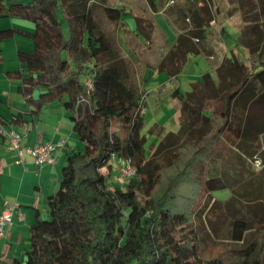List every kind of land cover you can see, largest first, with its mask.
<instances>
[{
	"label": "trees",
	"instance_id": "16d2710c",
	"mask_svg": "<svg viewBox=\"0 0 264 264\" xmlns=\"http://www.w3.org/2000/svg\"><path fill=\"white\" fill-rule=\"evenodd\" d=\"M147 1L155 12L163 10ZM182 2L192 24L157 65L170 76L182 70L189 53L199 52L192 38L203 39L211 19L207 3ZM246 3L237 44L255 63L226 57L215 77L201 75L196 91L176 87L185 149L164 148L160 141L162 152L145 159L143 90L124 80L119 54L94 16L97 6L119 21L123 9L106 0H0V17L32 24L31 31L0 29V39L18 33L32 43L31 50L17 51L20 68L6 72L18 80L28 108L0 114V125L32 124L57 101L70 112L72 130L83 143L64 152L58 185L44 198L46 217L35 208L22 257L0 256V264H226L224 252L204 253L197 218L204 194L228 187L221 176L207 175L206 162L222 149L251 155L250 145L264 134V0H254L252 9ZM85 77L92 81L88 92ZM111 154L136 166L122 189L114 182ZM248 228L244 219L231 222L235 239ZM257 249L253 239L241 263L257 264Z\"/></svg>",
	"mask_w": 264,
	"mask_h": 264
},
{
	"label": "rangeland",
	"instance_id": "374dc122",
	"mask_svg": "<svg viewBox=\"0 0 264 264\" xmlns=\"http://www.w3.org/2000/svg\"><path fill=\"white\" fill-rule=\"evenodd\" d=\"M154 1L162 5L161 13L155 12L147 0H106L123 9L119 21L109 20L97 6L94 9L98 25L119 54L124 80L143 90L141 132L146 138L145 159L162 152V149L157 150L160 141L164 148L185 149L183 137L178 133L184 112L180 101L173 96L176 87L196 91L202 73L210 72L215 77L217 67L226 57L235 56L248 66L255 63V56L237 44L246 24L243 5L249 6L246 2L250 1L252 9L254 0H201L207 3L211 19L206 25L205 37L199 41L192 38L199 52L189 53L182 70L168 79L166 72L158 70V62L167 55L177 34L187 32L192 21L183 14L184 0ZM199 4L201 2H197ZM167 134L171 135L167 137ZM250 146L254 151L251 155L222 149L205 164L207 175L221 176L228 187L202 197L197 219L203 231V251L208 254L224 252L226 264H242L241 252L253 239L258 245L254 258H259L257 264H264V134ZM112 174L116 181L112 180L120 189L124 188L126 179L119 178L116 168ZM235 218L244 219L249 226L241 232L240 239L232 235L231 222ZM249 264H255L253 259Z\"/></svg>",
	"mask_w": 264,
	"mask_h": 264
},
{
	"label": "crops",
	"instance_id": "0c3cea01",
	"mask_svg": "<svg viewBox=\"0 0 264 264\" xmlns=\"http://www.w3.org/2000/svg\"><path fill=\"white\" fill-rule=\"evenodd\" d=\"M7 27L23 31L32 30V24L23 18L0 17V29ZM31 49V40L22 34L16 33L0 39L1 115L6 116L8 111L28 108L24 97L17 90L18 80L9 78L6 72L20 68L18 50ZM171 77L173 76L169 75L168 79ZM7 127H13L24 135V145L34 144L38 140L55 142L60 138H65V143L58 148L53 164L38 167L29 155L24 156L23 161H18L16 153L6 148L4 138L0 135V210L6 203H14L17 206L13 223L5 227L4 235L0 237V256L4 261L22 257V248L27 242L35 208L44 215V198L53 193L58 185L64 152L72 147L83 148V143L72 130L70 112L57 101L45 106L32 124L26 122L21 126ZM18 212L22 213V219L19 218Z\"/></svg>",
	"mask_w": 264,
	"mask_h": 264
},
{
	"label": "built area",
	"instance_id": "2783aa9c",
	"mask_svg": "<svg viewBox=\"0 0 264 264\" xmlns=\"http://www.w3.org/2000/svg\"><path fill=\"white\" fill-rule=\"evenodd\" d=\"M84 84L87 92L92 89V81L90 78H84ZM0 133L3 135L5 146L9 151L16 153L18 161H23L24 156L32 157L34 163L41 167L44 164H53L55 162L58 148L63 146L65 138H60L58 141L38 140L34 144L24 145L22 140L24 135L13 127L0 125ZM110 160L114 168L117 169L119 178L127 179L136 174V166L128 158H123L116 154H111ZM16 204L6 203L0 210V237L4 235L5 227L13 223L14 212L17 210ZM20 219L23 218L21 212H18Z\"/></svg>",
	"mask_w": 264,
	"mask_h": 264
},
{
	"label": "bare ground",
	"instance_id": "6f19581e",
	"mask_svg": "<svg viewBox=\"0 0 264 264\" xmlns=\"http://www.w3.org/2000/svg\"><path fill=\"white\" fill-rule=\"evenodd\" d=\"M85 85V84H84ZM85 88H86V86H85ZM86 92H87V89H86Z\"/></svg>",
	"mask_w": 264,
	"mask_h": 264
}]
</instances>
